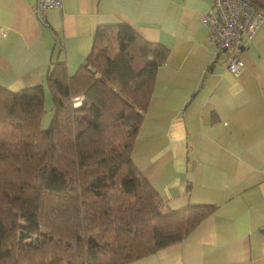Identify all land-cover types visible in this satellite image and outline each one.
<instances>
[{"label": "crops", "instance_id": "obj_1", "mask_svg": "<svg viewBox=\"0 0 264 264\" xmlns=\"http://www.w3.org/2000/svg\"><path fill=\"white\" fill-rule=\"evenodd\" d=\"M37 2L0 0V86L11 92H47L56 62L73 75L100 28L113 54L108 28L119 25L169 49L132 159L167 211L217 209L180 243L129 264H264V25L237 77L202 24L212 0H61L44 20Z\"/></svg>", "mask_w": 264, "mask_h": 264}, {"label": "trees", "instance_id": "obj_2", "mask_svg": "<svg viewBox=\"0 0 264 264\" xmlns=\"http://www.w3.org/2000/svg\"><path fill=\"white\" fill-rule=\"evenodd\" d=\"M244 1L264 13V0ZM108 29L115 54L100 28L73 75L62 62L49 70L47 130L43 85L0 86V264H129L180 243L217 209L167 211L136 167L134 144L169 49L129 25Z\"/></svg>", "mask_w": 264, "mask_h": 264}, {"label": "built area", "instance_id": "obj_3", "mask_svg": "<svg viewBox=\"0 0 264 264\" xmlns=\"http://www.w3.org/2000/svg\"><path fill=\"white\" fill-rule=\"evenodd\" d=\"M212 10L202 17V24L210 31V41L218 55L227 54V70L240 76L245 63L241 53L253 41L264 25V13L244 0H212ZM61 0H38L35 12L41 20L44 13L58 8ZM0 34H4L0 28Z\"/></svg>", "mask_w": 264, "mask_h": 264}, {"label": "rangeland", "instance_id": "obj_4", "mask_svg": "<svg viewBox=\"0 0 264 264\" xmlns=\"http://www.w3.org/2000/svg\"><path fill=\"white\" fill-rule=\"evenodd\" d=\"M106 41V42H105ZM104 45L107 46V48H109V52L110 53H114V49H113V45L114 42H112L111 39H107L105 40V38L103 39ZM54 115V111H53V102H52V96L49 93V91L46 92V98H45V114L42 117L41 120V128L42 130H47L51 124L52 118ZM162 208L164 209V207L162 206ZM165 211V210H164Z\"/></svg>", "mask_w": 264, "mask_h": 264}]
</instances>
